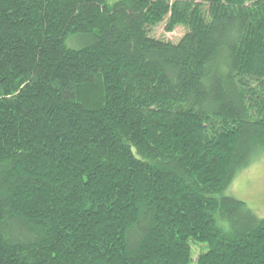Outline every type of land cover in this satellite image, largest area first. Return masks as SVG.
Here are the masks:
<instances>
[{"label":"trees","instance_id":"1","mask_svg":"<svg viewBox=\"0 0 264 264\" xmlns=\"http://www.w3.org/2000/svg\"><path fill=\"white\" fill-rule=\"evenodd\" d=\"M263 144L264 0H0V264H264Z\"/></svg>","mask_w":264,"mask_h":264},{"label":"rangeland","instance_id":"2","mask_svg":"<svg viewBox=\"0 0 264 264\" xmlns=\"http://www.w3.org/2000/svg\"><path fill=\"white\" fill-rule=\"evenodd\" d=\"M184 31L183 27L178 26L171 32H167L164 29V23H161L154 27L150 34L156 38L176 42ZM79 43L78 40L66 41L68 46H77ZM221 194L243 201L258 217H264V152L249 165L240 169ZM200 251V246L192 245L193 258Z\"/></svg>","mask_w":264,"mask_h":264}]
</instances>
